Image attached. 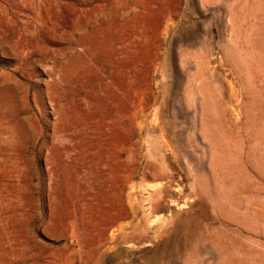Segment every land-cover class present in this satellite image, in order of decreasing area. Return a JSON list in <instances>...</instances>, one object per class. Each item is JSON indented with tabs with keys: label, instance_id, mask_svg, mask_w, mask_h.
Segmentation results:
<instances>
[{
	"label": "rangeland",
	"instance_id": "obj_1",
	"mask_svg": "<svg viewBox=\"0 0 264 264\" xmlns=\"http://www.w3.org/2000/svg\"><path fill=\"white\" fill-rule=\"evenodd\" d=\"M0 264H264V0H0Z\"/></svg>",
	"mask_w": 264,
	"mask_h": 264
},
{
	"label": "bare ground",
	"instance_id": "obj_2",
	"mask_svg": "<svg viewBox=\"0 0 264 264\" xmlns=\"http://www.w3.org/2000/svg\"><path fill=\"white\" fill-rule=\"evenodd\" d=\"M71 44V43H70ZM113 54H114V56H116V55H118L119 54V50L117 49V50H115V51H113ZM105 71H108L110 74H112L113 75V77H114V80L118 77V71L116 70V68L114 67V68H112V70H110V67H109V69H107V68H103ZM114 82V81H113ZM117 85V84H116Z\"/></svg>",
	"mask_w": 264,
	"mask_h": 264
}]
</instances>
